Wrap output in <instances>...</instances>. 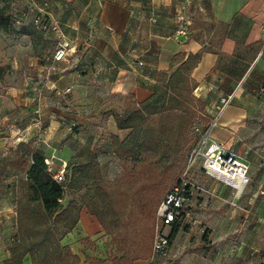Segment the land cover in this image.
<instances>
[{
    "label": "crops",
    "instance_id": "0c3cea01",
    "mask_svg": "<svg viewBox=\"0 0 264 264\" xmlns=\"http://www.w3.org/2000/svg\"><path fill=\"white\" fill-rule=\"evenodd\" d=\"M35 2L39 7L46 4L47 17L60 24L71 41V49L68 57L58 62L55 70L49 71L48 57L56 49L57 36L52 31L42 33L33 24L28 26L35 30L34 35L27 36L32 39L36 53L31 62L34 79L27 89V100L34 110L39 96L41 106L47 105L42 90L59 99L57 105L44 108V133L39 134L36 116H32L23 128L12 125L15 129L10 131L31 129L25 140L34 141L39 137L35 149L45 156H56L59 165L73 161L89 137H93L97 144L94 133H88L93 118L84 119L85 116L99 114L102 119L112 120L113 127L111 125L109 131L124 138L129 131L117 128L113 114L121 112L129 100L127 96L132 94L137 103L148 99L153 93L157 71L168 70L177 54L186 59L206 46L217 48V25L224 23L228 26L220 46L225 55L220 59V66L219 55L209 50L203 53L192 71L197 82L194 94L205 103L202 115L209 118L208 124L216 115L221 99L233 95L218 125L212 129L210 139L237 151L246 159L250 165V180L237 193L230 185L206 175L216 181L215 186H210L207 192H197L189 207L190 215L166 228L170 236L168 254L176 256L170 264H230L224 254L226 249L222 250L223 256L221 251L212 250L198 256L192 246L196 241L209 246L250 247V250L264 246V92L260 90L264 86V0ZM16 4L20 12L27 6V0H17ZM197 16L212 22L213 28L209 31L201 22H194ZM181 28L186 34L178 33ZM237 51L243 56L236 55ZM254 52H257L255 59L243 78L237 80L236 76ZM55 87H70L71 91L59 96ZM6 100L10 111L12 102L9 98ZM6 113L0 108V123L7 119ZM204 123L200 121V128L203 129ZM72 124L78 127H71ZM200 128L196 130L201 131ZM123 131H127L124 136L121 135ZM199 168L202 170L201 166ZM197 170L198 165L192 176L198 182ZM13 180L17 189V178ZM208 197L216 198L213 208L202 206L208 202ZM200 216L206 217V221L201 223L199 233L195 232L198 238H193L191 233L196 226L189 227L185 221L189 218L198 221ZM4 231L0 221V264H6L11 257L8 244L3 247ZM16 232L17 226L14 234ZM104 233L106 230L98 218L84 204L77 225L63 235L61 242L80 257V264H90L93 259H107L116 249L109 251L106 248ZM167 255L140 258L135 264H163L162 259ZM255 260L256 263L252 257L243 255L235 259V264H264V255L261 260ZM22 264H33L31 254L23 258ZM107 264L111 262L108 260Z\"/></svg>",
    "mask_w": 264,
    "mask_h": 264
},
{
    "label": "trees",
    "instance_id": "16d2710c",
    "mask_svg": "<svg viewBox=\"0 0 264 264\" xmlns=\"http://www.w3.org/2000/svg\"><path fill=\"white\" fill-rule=\"evenodd\" d=\"M0 3V31H9L20 26L21 33L35 34V30L28 28L31 24L35 26L32 20L25 21L22 25L16 24L23 9L17 11L15 0H0ZM197 21L209 31L214 26L212 22L199 16L194 18V22ZM227 31L226 24L217 25V48L206 46L196 54H189L186 59L181 54L175 55L168 70L157 71L153 93L148 99L137 103L134 96L129 94V100L121 112L113 114L117 128L129 131L124 138L117 134L110 135L111 150L124 164L123 170L117 176L118 185L132 183L134 174L129 168L130 160H139L151 153L158 156L156 160L162 166L160 178L143 181L135 188L140 205L139 220L143 224L144 242H138L135 249H132L128 234H123L119 228L120 211L113 209L114 197L106 188L93 137H89L75 159L68 163L66 180L63 182L54 180L47 171L45 158L48 156L35 149L40 141L23 139L10 152L0 154V185L4 184L11 172L17 176V232L13 235L15 240L10 239L8 243L11 257L6 264H22L27 254H31L33 264L81 263L80 257L61 242L63 235L72 231L79 221L81 206L67 192L69 186L79 178L86 189L83 198L86 199L85 204L89 211L98 218L116 242L115 251L107 259H93L90 264H107L108 260L111 264H135L137 259L149 256L153 244V216L161 194L168 188L167 183L174 185L181 177L177 179L176 176H170V170L182 162L187 164L188 157L185 152L194 141L191 129L198 128L197 124L200 125L203 120L204 127L198 131V136L201 137L209 125V118L202 115L205 103L194 94L197 82L192 77V71L200 62L203 53L209 50L219 55L220 66V59L225 57L220 46ZM193 36L200 39L197 34ZM236 55L243 56L238 51ZM256 55L257 52H254L248 63L241 68L236 76L237 80L243 78ZM71 166L73 175L68 173ZM76 173L79 178H75Z\"/></svg>",
    "mask_w": 264,
    "mask_h": 264
},
{
    "label": "rangeland",
    "instance_id": "374dc122",
    "mask_svg": "<svg viewBox=\"0 0 264 264\" xmlns=\"http://www.w3.org/2000/svg\"><path fill=\"white\" fill-rule=\"evenodd\" d=\"M16 1L15 7L17 6ZM20 7L22 6L20 5ZM20 29V26H16L9 31H0V108L1 111H5V113L7 112V119L0 123V154L10 152L13 147L12 145H16L17 138L19 136H22L24 139L27 138L28 131L31 130L28 129L26 132L20 131L13 133L10 131L15 129L12 125L23 128L32 116H36L34 110L31 109L32 107L30 106L29 101L27 100V96L29 94L27 89L30 85L26 84L27 79H34L33 66L31 65V62L36 53L35 46L31 41L32 39L29 36L21 33ZM41 95L42 97H47V105L44 107L41 106L42 117L44 119V108L55 105L59 98L58 96H53L49 92H45V90H42ZM7 98H9L12 102L10 111H8V107H6ZM118 106L121 108L123 107V105L120 103ZM88 117L93 118L90 120L91 125L89 126L90 128H88V133H94V137L98 139L96 149L99 154V160L101 163L106 188L114 197L113 209L120 211L119 228L123 234H128L130 246L132 249H135L138 242H140V244L144 242L142 235L143 224L139 220L140 205L138 201V194L135 188L143 181H150L155 178H160L162 169L161 163H158L156 160L158 156H153L151 153H148L149 155H146L139 160H130L129 168L134 174L132 183L127 185H118L117 176L123 170L124 164L112 152L110 147V135L112 133L109 131V127H111V125L113 127V121L111 120L109 122L107 118L102 119L99 114L93 116L87 115L84 117V119ZM44 124L45 121L43 122V125ZM76 125L71 127H76ZM197 125L199 128L201 127L199 124ZM96 131H98V134H95ZM126 133L127 131H123L121 132V135L124 136ZM191 134L194 138V141L188 146V149L185 152L187 157H189L192 149L200 140L198 131L196 129H191ZM197 165L198 170L195 174V177L197 178L198 183L206 188V190L209 189L210 186L214 187L216 181H212L211 178L207 177L206 174L202 172V170H199V167L201 166L200 162ZM186 166L187 164L185 165V163L182 162L181 165H178L177 167H174L172 170H170V176H176L178 179V177H180L185 172ZM68 173L69 175H73L72 166L68 168ZM76 177H78V173L75 174V178ZM16 178L17 176L11 172L10 175L5 179L4 184L0 185V221L2 230L5 229L2 235L4 244L3 247H6V245L9 243L11 237L16 231L17 226V189L16 184L13 185V179ZM167 186L168 188L161 194L159 204L168 190L172 187V185L169 183H167ZM67 192L69 197L76 198L80 206L85 204L86 199L83 197L85 196L86 189L83 181L80 178L76 181V183L69 186ZM207 201L208 202L202 205L203 207L213 208L216 205V198L208 197ZM159 204L157 205L153 216V241L155 235L156 212ZM223 205H225V203ZM196 220L189 218L185 221V224L189 223V227L196 226L194 232L191 233L193 238H198V235H195V232L197 231V233H199L200 225L206 221V217L203 218V216H200L198 221ZM114 228H117V226H114ZM102 237L107 244L106 248L110 249L109 251L116 247V242L112 240L110 233L106 232ZM185 238H188V236H185ZM197 243L198 242L196 241L192 248H194L195 253H197L198 256L201 254H207L211 250L214 252L221 251L220 255L223 256L222 250L226 249L224 254L227 256L230 264H235V259H238L243 255H247L250 258L252 257L254 259V263H256L255 259L261 260V257L264 255V246L254 247L253 250H250V247H243V249H240V247L236 246L218 247L209 246L208 243ZM148 255V257L153 256V244L152 251ZM174 259H176L174 253L168 254L162 259V262L163 264H170Z\"/></svg>",
    "mask_w": 264,
    "mask_h": 264
},
{
    "label": "built area",
    "instance_id": "2783aa9c",
    "mask_svg": "<svg viewBox=\"0 0 264 264\" xmlns=\"http://www.w3.org/2000/svg\"><path fill=\"white\" fill-rule=\"evenodd\" d=\"M45 7H39L35 0H27V6L22 10L21 15L17 17L16 24L22 25L28 18H32L35 26L43 31H52L57 36L56 49L50 60L49 71L56 69V64L65 60L71 49V41L66 32L62 29L57 21L51 20L47 17ZM179 34H186V30L181 28L178 30ZM32 79H27L26 84L31 85ZM57 95L62 96L71 91L67 88H54ZM264 92V86L260 89ZM233 95H228L221 99V104L217 106V113L214 116L208 127L202 132L200 140L192 149L185 172L181 175L179 180L172 185L168 192L160 202L156 212L155 235L153 241V258L157 255H167L170 249V236L166 232V228L173 223L184 219L190 215L189 207L197 192H207L206 188L201 186L192 176V171L200 162L202 170L211 178L223 182L235 188L237 193L243 190L249 183V169L250 165L246 159L237 151L227 148L224 144L215 142L210 139L212 129L218 125L219 119L230 103ZM40 100V96H39ZM38 100L37 107L34 109L36 115V123L39 134L45 132L43 125L44 119L42 117L41 104ZM73 124L72 126H75ZM24 138L19 136L17 143ZM40 141L38 137L36 142ZM47 171L58 182L66 180L67 164H58L57 158L54 155L45 158ZM231 204H235L231 201ZM17 214V213H16ZM14 236L11 241H14Z\"/></svg>",
    "mask_w": 264,
    "mask_h": 264
}]
</instances>
